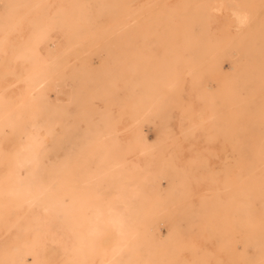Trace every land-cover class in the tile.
Returning a JSON list of instances; mask_svg holds the SVG:
<instances>
[{
  "label": "rangeland",
  "instance_id": "374dc122",
  "mask_svg": "<svg viewBox=\"0 0 264 264\" xmlns=\"http://www.w3.org/2000/svg\"><path fill=\"white\" fill-rule=\"evenodd\" d=\"M0 264H264V0H0Z\"/></svg>",
  "mask_w": 264,
  "mask_h": 264
}]
</instances>
